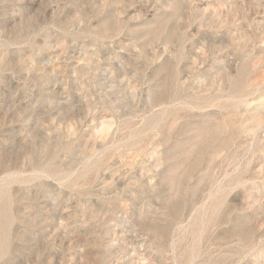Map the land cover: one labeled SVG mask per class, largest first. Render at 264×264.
Returning <instances> with one entry per match:
<instances>
[{
  "label": "rangeland",
  "instance_id": "obj_1",
  "mask_svg": "<svg viewBox=\"0 0 264 264\" xmlns=\"http://www.w3.org/2000/svg\"><path fill=\"white\" fill-rule=\"evenodd\" d=\"M0 264H264V0H0Z\"/></svg>",
  "mask_w": 264,
  "mask_h": 264
}]
</instances>
